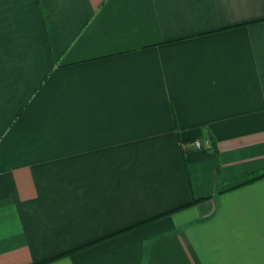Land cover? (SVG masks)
I'll return each instance as SVG.
<instances>
[{
  "label": "crops",
  "instance_id": "0c3cea01",
  "mask_svg": "<svg viewBox=\"0 0 264 264\" xmlns=\"http://www.w3.org/2000/svg\"><path fill=\"white\" fill-rule=\"evenodd\" d=\"M0 264H264V0H0Z\"/></svg>",
  "mask_w": 264,
  "mask_h": 264
},
{
  "label": "built area",
  "instance_id": "2783aa9c",
  "mask_svg": "<svg viewBox=\"0 0 264 264\" xmlns=\"http://www.w3.org/2000/svg\"><path fill=\"white\" fill-rule=\"evenodd\" d=\"M190 145L194 148H210L211 141L209 139H195L190 142Z\"/></svg>",
  "mask_w": 264,
  "mask_h": 264
},
{
  "label": "trees",
  "instance_id": "16d2710c",
  "mask_svg": "<svg viewBox=\"0 0 264 264\" xmlns=\"http://www.w3.org/2000/svg\"><path fill=\"white\" fill-rule=\"evenodd\" d=\"M211 145H212V149H213V148H214V144L212 143ZM214 150H215V149H214ZM133 226H134V225H133ZM130 227H131V226H130ZM130 227H127V229L130 228ZM125 230H126V229H125Z\"/></svg>",
  "mask_w": 264,
  "mask_h": 264
},
{
  "label": "rangeland",
  "instance_id": "374dc122",
  "mask_svg": "<svg viewBox=\"0 0 264 264\" xmlns=\"http://www.w3.org/2000/svg\"><path fill=\"white\" fill-rule=\"evenodd\" d=\"M212 144V143H211ZM211 147H212V145H211Z\"/></svg>",
  "mask_w": 264,
  "mask_h": 264
}]
</instances>
